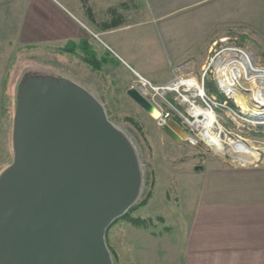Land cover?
Returning <instances> with one entry per match:
<instances>
[{
	"label": "rangeland",
	"instance_id": "1",
	"mask_svg": "<svg viewBox=\"0 0 264 264\" xmlns=\"http://www.w3.org/2000/svg\"><path fill=\"white\" fill-rule=\"evenodd\" d=\"M22 1V42L19 34L14 42L7 33L9 49L4 42L7 51L0 52V80L6 83L2 86L6 99L0 91V175L13 160L12 125L21 81L29 75L71 81L102 105L108 121L130 141L139 164L141 187L130 216L147 220L148 226L134 227L119 220L109 228L105 242L112 264H190L189 258H182L186 255L183 250L189 248L195 209L209 203L221 204V189L214 191L208 184L213 174L221 175L224 169L264 168L260 150H264V117L254 119L243 114L234 97L228 98L218 90L213 71L205 76L207 93L220 102L225 100L227 105L232 103L234 112L249 122L242 120L237 125L227 110H214L224 129L223 137L259 153L256 162L241 165L228 154L214 155L199 138L200 128L182 125L177 112L184 115L185 107L173 92L166 96L167 103L160 110L168 112L169 120L189 137L181 144L172 141L125 92L139 81L133 71L155 86L175 82L181 71L200 78L212 55L213 43L223 38L245 49L253 68L264 69V3L38 0L37 13L32 14L31 0ZM111 13L120 21L111 39H96L80 25L81 21L93 30L92 19L108 22ZM82 33H86L89 50L102 64L100 71L92 70L82 60L79 49L74 54L59 53L68 43L78 44ZM11 42L15 44L11 46ZM104 44L125 63L108 52ZM240 79L237 92L244 94L243 80L247 76ZM142 201L146 202L140 205Z\"/></svg>",
	"mask_w": 264,
	"mask_h": 264
},
{
	"label": "water",
	"instance_id": "2",
	"mask_svg": "<svg viewBox=\"0 0 264 264\" xmlns=\"http://www.w3.org/2000/svg\"><path fill=\"white\" fill-rule=\"evenodd\" d=\"M125 94L150 119H162L135 87ZM161 128L175 143L187 141L173 121ZM12 150L0 175V264H112L105 233L135 204L141 173L102 105L71 81L26 76Z\"/></svg>",
	"mask_w": 264,
	"mask_h": 264
},
{
	"label": "crops",
	"instance_id": "3",
	"mask_svg": "<svg viewBox=\"0 0 264 264\" xmlns=\"http://www.w3.org/2000/svg\"><path fill=\"white\" fill-rule=\"evenodd\" d=\"M205 1L198 0L197 3ZM238 2L258 4L264 0ZM22 3V0H0V52L9 49L8 34L14 42L17 34L21 36ZM30 4L31 13H37L38 0H31ZM119 24V17L112 13L108 22L92 19L93 30L80 21L86 32L96 39L99 36L111 39V33ZM21 37L19 43L22 42ZM87 40L86 33L79 36V42ZM14 44L11 42V46ZM105 47L125 63L113 49ZM3 84L6 83L0 80V91H4ZM5 95L4 91V99ZM220 179L221 183L218 182ZM209 181L214 191L221 189V204L209 203L195 209L189 248L183 250L186 255L182 259L186 261L189 258L190 264H264V168L224 169L221 175L213 174Z\"/></svg>",
	"mask_w": 264,
	"mask_h": 264
},
{
	"label": "built area",
	"instance_id": "4",
	"mask_svg": "<svg viewBox=\"0 0 264 264\" xmlns=\"http://www.w3.org/2000/svg\"><path fill=\"white\" fill-rule=\"evenodd\" d=\"M210 52H212V55L207 60L206 66H204L205 68H203L200 78H197V76L192 72L186 71L184 74L181 73L175 82H170L162 86H155L146 79L135 74L139 81H137V84L133 83V86L136 87V89H138L139 92L161 112L162 119L158 122L159 126H162L170 119V114L168 112L164 114L160 110V106H163L165 102L167 103L165 98L172 92L175 94V99L179 100L180 104L185 107V116L177 112L181 118L180 120L183 126L187 125L188 127H191L190 123H193L195 120H203V117L196 116L195 114L198 109L211 111L215 115V109L229 110L233 112L239 121L243 120L244 122L249 123L231 110L226 102H220L207 93L205 76L212 70L218 89L222 92V95L224 94L228 98H231L219 84L218 76H223L224 78L232 81L235 85L240 79L239 70L244 71L245 60H248L250 55L245 49L238 47L227 38L220 39L217 42L215 41L210 49ZM173 83H179L174 91L171 89ZM159 91V98L161 100L156 98V94H158ZM187 141H189V137Z\"/></svg>",
	"mask_w": 264,
	"mask_h": 264
},
{
	"label": "bare ground",
	"instance_id": "5",
	"mask_svg": "<svg viewBox=\"0 0 264 264\" xmlns=\"http://www.w3.org/2000/svg\"><path fill=\"white\" fill-rule=\"evenodd\" d=\"M181 73L183 72L181 71ZM239 74L240 78H245V76H247L246 80L242 79V89H244L243 91H245L246 93L242 94L237 92L239 81H237L234 85L232 81L224 78L221 75L218 77L219 84L228 95H231V98L234 97L237 106L240 107L243 114L249 115L254 119L263 118L264 69L260 67L253 68L251 60L246 59L244 71L239 70ZM178 84L179 83H173L171 87L172 91L176 90ZM195 114L196 116L203 117V120L199 121V119H197V121L190 123V125L193 129H201V132L198 133V136L214 155L224 157L226 154H228L234 161L240 163L241 165H250L258 160L259 153L252 152L250 148L239 141H229V138L227 136H222L224 129L219 125L217 120L218 117H216L213 112L198 109L196 110ZM226 114L228 115V117L235 121L234 123H236L237 125L240 124V121L235 117L233 112L228 110ZM251 148L254 149V147ZM260 150L264 154V150Z\"/></svg>",
	"mask_w": 264,
	"mask_h": 264
},
{
	"label": "trees",
	"instance_id": "6",
	"mask_svg": "<svg viewBox=\"0 0 264 264\" xmlns=\"http://www.w3.org/2000/svg\"><path fill=\"white\" fill-rule=\"evenodd\" d=\"M79 49L83 53V58L82 60L91 67L92 70L94 71H100L102 64L99 63L100 61L96 60L95 55L92 51L89 50V45L85 41H80L78 44L75 43H68L63 49L59 50V53L62 54H74L77 50ZM223 99V98H222ZM224 101V100H223ZM229 107L231 109H235L232 103H230ZM149 195L146 197V200L148 199ZM146 201H142L140 205L144 204ZM134 210V206H132L122 217L119 219L115 220L110 226H113L117 221L119 220H125L127 221L130 225L134 227H143L146 228L148 226V222L145 219H140V218H133L130 216V213ZM109 228L106 230H109ZM105 233V237H106Z\"/></svg>",
	"mask_w": 264,
	"mask_h": 264
}]
</instances>
